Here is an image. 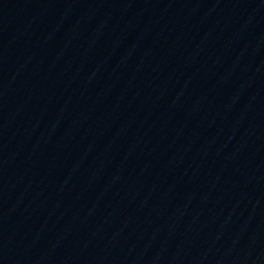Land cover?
<instances>
[{
  "label": "water",
  "instance_id": "95a60500",
  "mask_svg": "<svg viewBox=\"0 0 264 264\" xmlns=\"http://www.w3.org/2000/svg\"><path fill=\"white\" fill-rule=\"evenodd\" d=\"M0 264H264V0H0Z\"/></svg>",
  "mask_w": 264,
  "mask_h": 264
}]
</instances>
